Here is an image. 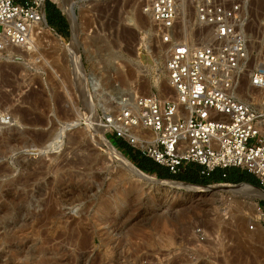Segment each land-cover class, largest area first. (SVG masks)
I'll use <instances>...</instances> for the list:
<instances>
[{
	"label": "rangeland",
	"instance_id": "rangeland-1",
	"mask_svg": "<svg viewBox=\"0 0 264 264\" xmlns=\"http://www.w3.org/2000/svg\"><path fill=\"white\" fill-rule=\"evenodd\" d=\"M49 1L68 30L50 27L58 33L39 34L29 46L6 42L0 52V135L21 133L34 143L0 156L9 170L0 177V264H264V198L223 190L160 198L136 182L96 131L91 118L111 109L116 80L161 98L173 92L164 72L168 45L156 55L161 42L143 2L70 0L74 26L63 7ZM240 1L251 44L235 87L254 91L258 98L244 102L264 111V88L250 84L255 69L264 65V0ZM182 20V40H206L191 32L193 4H187ZM139 47L145 54L149 48L153 61L139 57ZM157 82L167 87L165 94ZM231 92L243 101L235 88ZM24 114L34 124L23 122ZM42 135L47 138L39 141ZM35 172L37 178L18 187L27 199L21 212L20 199L7 190L12 181Z\"/></svg>",
	"mask_w": 264,
	"mask_h": 264
},
{
	"label": "built area",
	"instance_id": "built-area-1",
	"mask_svg": "<svg viewBox=\"0 0 264 264\" xmlns=\"http://www.w3.org/2000/svg\"><path fill=\"white\" fill-rule=\"evenodd\" d=\"M186 1L195 11L191 32L206 39L204 42L182 40L186 34L179 12ZM48 2L0 0V52L6 42L33 45L34 37L43 34L44 27H52L47 20ZM141 2L155 35L168 45L165 72L175 94L161 98L155 92L123 88L116 80L110 94L115 99L111 109L99 111L105 134L124 141L133 153L153 160L172 174L184 173L194 165L199 166L202 176L236 167L254 174L264 191V111L231 92L248 61L251 44L242 2ZM250 84L264 87V65L255 69ZM261 214L264 217V210Z\"/></svg>",
	"mask_w": 264,
	"mask_h": 264
},
{
	"label": "bare ground",
	"instance_id": "bare-ground-1",
	"mask_svg": "<svg viewBox=\"0 0 264 264\" xmlns=\"http://www.w3.org/2000/svg\"><path fill=\"white\" fill-rule=\"evenodd\" d=\"M53 1H55V2H57L58 4H60V6H62L63 7V9L67 12V14L69 15L68 17H70V19L72 20V22H73V24H74V26H75V24H76V19H77V17H76V15H75V13H74V2L73 1H70V0H53ZM187 4H188V1H186L185 3H183L182 4V6L180 7V16L183 18L184 16H185V13H186V6H187ZM70 20V21H71ZM71 22V23H72ZM77 25V24H76ZM51 32V30H50V27L49 26H47V27H44L43 28V30H42V33L44 34V33H50ZM39 34H37L36 36H38ZM36 36L34 37V40H35V38H36ZM77 38H76V36L74 37V39H73V41H72V44L74 43L75 44V42L77 43ZM34 43V42H33ZM11 44H13V43H11ZM13 45H16V46H26V45H17V44H13ZM9 46V45H8ZM12 46V45H11ZM167 46V44H163V43H161L160 45H158L157 47V53H156V55H158L162 50H164V48ZM148 52L145 54L143 51H142V49L139 47V57H141V58H143V57H146V60L147 61H153V55H151V50H149V48H148V50H147ZM155 61V60H154ZM165 67V66H164ZM164 72H165V70H164ZM166 73V72H165ZM166 79H167V76H166ZM90 82H91V84H92V86H94L95 84H96V81H95V79L94 78H91L90 77ZM158 83V86H159V89H160V92L162 93V94H165V92H166V86H164V85H161L159 82H157ZM168 83V82H167ZM95 87V86H94ZM168 87H169V85H168ZM253 87V86H252ZM170 88V87H169ZM234 88H235V90H236V94H238L239 96H240V98L242 97V100L244 101V100H248V98L249 97H252V99L253 98H258V97H256V95L254 96L253 94V92H252V90L251 91H248V90H246V87H244L242 84L241 85H238L237 87H235L234 86ZM256 88V87H255ZM264 88V87H263ZM233 89V88H232ZM231 89V90H232ZM170 90L171 91H173L171 88H170ZM238 92V93H237ZM174 95L175 93H174V91L172 92V93H170L169 95ZM22 96V95H21ZM258 96V95H257ZM244 98V99H243ZM7 99V98H6ZM112 99V98H111ZM109 100H110V98H109ZM260 100V99H259ZM111 101V100H110ZM113 102V101H112ZM7 105V104H6ZM13 111V114L15 115H17V113H19V114H21L20 113V109L19 108H16V109H14V110H12ZM7 113H8V111H7ZM97 115V114H96ZM24 116H25V114H24ZM93 116V115H92ZM17 117H18V115H17ZM91 119H93V123L95 124V126H96V131H97V133L100 135V138L101 139H104V137H106L107 138V136H106V134H105V131H104V129L100 126V116H95L94 118H91ZM22 120H23V122H25L26 124H34V122L35 121H32V120H29L28 118H26V116L25 117H22ZM44 121V120H43ZM40 123V121H37V123ZM36 123V124H37ZM35 124V125H36ZM28 133V132H27ZM31 133V132H30ZM30 133H29V135H30ZM24 134V133H23ZM25 136V135H24ZM34 136V135H33ZM36 136H37V134H36ZM35 137V136H34ZM39 138V137H38ZM46 136L44 135H42V137H41V139H39V141L40 140H46ZM108 139V138H107ZM35 141V140H34ZM106 141V140H105ZM31 142H33V141H31ZM30 141H28V138H23V136H21V133L20 134H12V133H3V134H1L0 135V156H5L6 154H8L13 148H15L16 146H18L19 144L21 145V143H22V145H27L28 147L29 146H32V145H34V143H31ZM108 144L109 143H112L110 140H108V141H106ZM36 143H39V142H36ZM35 143V144H36ZM42 144V143H41ZM113 144V143H112ZM21 145V147H23ZM40 145V144H39ZM114 145V144H113ZM37 146V145H36ZM115 146V145H114ZM117 150H119V149H117ZM120 151V150H119ZM110 153V152H109ZM116 156L117 157H119L118 156V154L116 153ZM8 168L7 167H5L3 164H0V177H7V175H8V171L9 170H7ZM40 172H42V171H40ZM150 175V174H149ZM37 176V172H35V174L33 173H31L30 174V176H27V178H21V177H19V178H17L16 180H14V181H12V183L10 184L11 186H10V188H9V190H7V192L10 194V193H15L18 197H17V199H20V203H21V207H20V211L22 212V211H25L26 210V206H25V202H26V200H25V198H24V196H23V194L18 190L19 188V186H25L26 185V183L29 181V180H34V178ZM153 178H155L156 176L155 175H151ZM37 178V177H36ZM138 180L139 181H141V182H143V183H148V182H150L145 176H141L140 177V179L138 178ZM139 181H138V183H139ZM136 182H137V180H136ZM163 182H166V183H169V184H183V185H186V184H184V183H182V182H174V181H172V180H169V179H165ZM137 183V184H138ZM212 186H214L215 188H216V190H218V191H220V190H223V192H231V193H234V194H246V193H251V194H253V196L254 197H258V198H264V191H262V190H260V189H258V188H255V187H253V186H251V185H248V184H246V183H242V184H230V183H226V184H214V185H212ZM6 191V190H5ZM14 195V194H13ZM25 195V194H24ZM7 196H8V194H7ZM26 196V195H25ZM11 197H12V195H11ZM10 199V198H9ZM16 200V199H15ZM15 203V202H14ZM52 206V205H51ZM55 207V206H54ZM50 209H52V208H50ZM54 209V208H53ZM55 210V209H54ZM49 211V210H48ZM27 212H29V211H27ZM50 213H52V212H50ZM259 213V212H258ZM28 214H32V212H29ZM260 216V215H259ZM260 230V229H259ZM262 231V230H261ZM263 233V232H262ZM262 233H259L260 234V237H262L261 236V234ZM256 234H257V232H256ZM255 236H257V235H255ZM264 237V236H263ZM259 239V238H258ZM243 253V252H242ZM244 257H245V255H244ZM232 259V258H231ZM258 259V258H257ZM232 261H234V260H232ZM242 261V260H241ZM230 262V261H229ZM228 262V263H229Z\"/></svg>",
	"mask_w": 264,
	"mask_h": 264
},
{
	"label": "trees",
	"instance_id": "trees-1",
	"mask_svg": "<svg viewBox=\"0 0 264 264\" xmlns=\"http://www.w3.org/2000/svg\"><path fill=\"white\" fill-rule=\"evenodd\" d=\"M47 20L48 23L52 27H57L63 32L68 30L67 22L64 19L62 13L60 10L55 6L54 3L49 1L47 3ZM113 144L116 145L120 150L123 151L124 155L128 157L136 166H138L141 170L148 173H156L159 178L162 179H173V180H180V181H187L190 183H196V184H210V183H216V182H233V183H239V182H249L256 186H260L258 179H248L244 178L243 175L240 174V172H236L232 169L235 168H227L223 169L222 173H217L216 169L213 172L208 173L207 175H200L198 169L190 168L186 170L184 173L181 174H172L169 172V170L153 160H150L146 157L140 156L137 153H133L132 149L129 147V145H126L125 142L122 140H119L113 136ZM263 202V210H264V201Z\"/></svg>",
	"mask_w": 264,
	"mask_h": 264
},
{
	"label": "water",
	"instance_id": "water-1",
	"mask_svg": "<svg viewBox=\"0 0 264 264\" xmlns=\"http://www.w3.org/2000/svg\"><path fill=\"white\" fill-rule=\"evenodd\" d=\"M108 139L104 137L102 139V142L104 145L107 146L109 152L112 154L115 159L121 164V166L128 171L130 174L135 176L140 179L141 176H145L150 182L148 183H143L141 181L140 184L146 186L148 189H152L155 191L156 195L159 196L160 198H167L168 196L172 195L173 196H184L187 197L188 199L191 198L192 196H200L203 194H212L216 193L218 190L210 184L208 185H203V184H196V183H190V182H185V181H178L182 182L186 185L183 184H169L166 182H163L165 179L155 177L153 178L151 175L153 174H148L141 170L138 166H136L128 157L124 155L122 151L117 150V148L112 144V143H107L106 141ZM116 153L118 154L119 157L116 156ZM174 182H177V180L169 179ZM246 183L248 185H251L255 188L260 189L258 186L249 183V182H239V184ZM261 190V189H260Z\"/></svg>",
	"mask_w": 264,
	"mask_h": 264
},
{
	"label": "crops",
	"instance_id": "crops-1",
	"mask_svg": "<svg viewBox=\"0 0 264 264\" xmlns=\"http://www.w3.org/2000/svg\"><path fill=\"white\" fill-rule=\"evenodd\" d=\"M191 168H195V169H198L199 170V166H197V165H194V166H192ZM190 169V168H189Z\"/></svg>",
	"mask_w": 264,
	"mask_h": 264
}]
</instances>
